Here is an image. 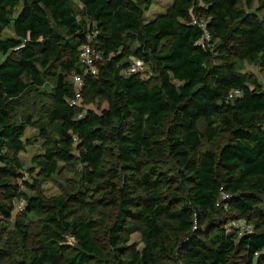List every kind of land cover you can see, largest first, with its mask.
I'll list each match as a JSON object with an SVG mask.
<instances>
[{
	"label": "trees",
	"instance_id": "trees-1",
	"mask_svg": "<svg viewBox=\"0 0 264 264\" xmlns=\"http://www.w3.org/2000/svg\"><path fill=\"white\" fill-rule=\"evenodd\" d=\"M78 1L0 0V225L25 239L40 220L19 264H264V82L242 72L264 68V0H172L153 18V0ZM93 30L96 76L79 62ZM134 58L150 79L125 73ZM30 90L49 103L26 168Z\"/></svg>",
	"mask_w": 264,
	"mask_h": 264
},
{
	"label": "rangeland",
	"instance_id": "rangeland-1",
	"mask_svg": "<svg viewBox=\"0 0 264 264\" xmlns=\"http://www.w3.org/2000/svg\"><path fill=\"white\" fill-rule=\"evenodd\" d=\"M77 6H81L78 0H73ZM172 0H153L151 7L147 11V17L153 18L159 13L165 11V9L171 4ZM257 1L255 6H257ZM21 7V5H20ZM260 17L264 20V8L259 10ZM7 33V32H6ZM148 71V72H147ZM243 73L253 74L260 81L264 82V68L248 65L242 70ZM144 78L151 77L149 68L146 66L144 72L142 73ZM48 84H52L53 81L48 79ZM48 92H44L42 98L36 96L34 91H27L22 97L17 100V105L19 109V119L26 121L28 117L31 118L32 124L26 127L25 137L26 140L30 141L26 145V150L20 153L24 167H30L33 165V160L38 156L44 149V141L40 135L39 124L45 119L47 105L49 103L46 95ZM221 144V142L216 141L214 145H207L205 142L203 148H216ZM46 192L51 194H58L59 188L55 185L47 184ZM82 214L85 218H93L94 215L88 212V209H83ZM40 220L39 217H35L30 222V229L27 232L25 239H22L19 231L16 228V222H12L8 225H0V238L1 246L4 249V255L0 259V264H19L24 259H29L32 251L37 244V231L39 229ZM131 243L141 248L143 244L141 243V238L138 233H135L131 237Z\"/></svg>",
	"mask_w": 264,
	"mask_h": 264
},
{
	"label": "built area",
	"instance_id": "built-area-1",
	"mask_svg": "<svg viewBox=\"0 0 264 264\" xmlns=\"http://www.w3.org/2000/svg\"><path fill=\"white\" fill-rule=\"evenodd\" d=\"M193 25L198 26L202 31V36L197 41V44L203 48L210 47L211 33L208 30V20L201 17H193L191 19ZM98 31L93 30L87 34V41L80 46L79 50V62L83 67L86 74L91 76H96L98 74V63L102 62L104 57L103 54L98 51L94 45L95 38ZM146 64L141 59L134 58L128 69L125 70L126 74L144 72ZM72 82L75 87V97L70 100L72 106H79L81 101V89L83 87V78L81 75L73 74ZM240 90L236 89L230 92L229 98L234 99L240 96ZM229 197V195L224 194V198ZM25 207V200L21 199L17 202L16 212L23 211ZM234 225L241 226L245 228L246 231L251 232L253 230L252 225L244 224L242 221L234 222Z\"/></svg>",
	"mask_w": 264,
	"mask_h": 264
}]
</instances>
